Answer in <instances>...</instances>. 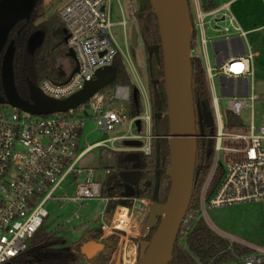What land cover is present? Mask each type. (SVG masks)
I'll use <instances>...</instances> for the list:
<instances>
[{"label": "built area", "instance_id": "obj_1", "mask_svg": "<svg viewBox=\"0 0 264 264\" xmlns=\"http://www.w3.org/2000/svg\"><path fill=\"white\" fill-rule=\"evenodd\" d=\"M231 1L205 11L197 4L194 10L193 29L198 32L203 46L206 43L203 18L214 15V21H223L220 27L214 26L218 31L217 37L208 40H220L215 51L218 63L209 65L206 55L201 58L210 100L212 132L210 135L201 132L196 137L213 139V146L208 172L199 191L197 209L204 213L205 207L255 201L264 219V121L255 126L250 115L248 124H224L216 93L217 90L220 97L227 98L226 110L231 116L239 115L247 107L251 110L252 101L256 98L250 82L253 54L244 40L246 31L228 12ZM119 13L121 19H110L109 0H69L57 10L67 35L65 45L73 51L76 70L67 78L74 67L72 61L66 81L63 82L65 78L60 81L49 78L39 80L35 85L44 95L64 98L90 80L97 68L112 64L119 49L111 28L119 25L121 34L125 30V19L120 9ZM259 28H264V24ZM242 48L243 53H240ZM192 51L191 48L190 55L196 57ZM133 81L139 96L141 94L147 100L148 95L141 82L135 76ZM107 91L98 89L72 108L44 115L29 114L0 103V264L27 248L26 242L32 239L48 216L45 204L49 201L61 200L76 205L65 220L68 222L80 220L76 208H83L84 201L98 199L101 207L92 219L98 220L97 227L101 232L110 223L111 217L108 222L103 219L108 198L100 194L103 180L110 169L103 168V177L98 179L92 169H81L76 165L95 147L106 143L111 145L121 139H139L140 135L131 127H135L137 120L148 125L150 111L146 105L142 113L129 117L124 113L122 104L128 101V86L115 83ZM87 120H91L101 132H112L115 127L124 124L126 129L123 133L109 135L80 147L81 129ZM225 126L235 128V131H224ZM142 149L145 154L149 152L147 142ZM73 174L79 178L72 177ZM213 177L217 181L212 185ZM69 180L73 183V192L66 196H55L61 184ZM132 201V209L137 210H145L149 202L143 198H133ZM131 207H125L126 211ZM131 216L132 212L129 213V220ZM190 219L191 214L188 213L182 218L181 225L185 231L190 228ZM228 242L229 246L233 243L231 239ZM241 246L247 252L235 255L232 264H264V238L261 246L245 242H241ZM135 254L136 245L133 264Z\"/></svg>", "mask_w": 264, "mask_h": 264}, {"label": "trees", "instance_id": "obj_2", "mask_svg": "<svg viewBox=\"0 0 264 264\" xmlns=\"http://www.w3.org/2000/svg\"><path fill=\"white\" fill-rule=\"evenodd\" d=\"M199 1L203 9L215 7L213 0ZM42 14V0H37L29 16L17 21L8 33V38H12L14 41L12 56L14 85L18 95L21 97L23 90L26 89V81L37 84V82L43 78H49L54 81L63 80H58L57 77L50 72L49 67L52 68L53 66L52 70H55L54 65L48 64L43 57L45 56L44 50L47 44H52V47L58 44L65 45L63 41L65 31L61 21L59 19L57 20L55 17H48L38 23H34ZM135 19L138 34L143 45H157L156 53L152 52L148 55L145 51V74L150 111L149 132L151 135V145L150 151L147 154L142 151L136 152V160L138 163L136 168L137 177L133 184L134 193L129 198L123 195V180L120 174L123 171L132 169L134 161L126 160V152H115L113 170L104 178L100 191L101 196L108 198L103 213L105 222H108L112 216L113 221L124 222V220L127 219L125 207H131L133 198H151L154 168V136L159 137L157 138L158 167L161 169V173L157 181V200L160 203L164 202L165 199V196H161L160 194V184L162 179H168L165 175V169L168 167V142L165 137L167 135V116L164 84L162 80L161 49L159 46L155 16L147 0H143V5L139 6L138 12L135 13ZM34 32H39L42 39L38 45L30 48L27 45V40ZM190 33L191 39H193L195 37V31L192 21ZM192 47L193 45L191 44V48ZM112 65L116 68L115 79L121 84L127 85L129 88L127 116L131 117L140 114L142 112V106L138 91L133 84H130V78L125 74L123 62L119 54L115 55ZM189 65L196 135H200L201 132L204 135H210L212 132V123L209 127H203L202 130L199 129L196 124L197 108H199L200 111L203 106L205 111L210 112V100L205 73L198 58L190 57ZM151 80H155L154 85L151 84ZM155 93L157 99L155 98ZM1 94L0 87V95ZM156 113H159V116H156ZM212 146L213 139L207 137L196 138L193 183L187 213L190 210L196 211L198 208L199 191L208 171ZM116 205L118 206L115 210L114 207ZM192 216L193 217L190 219V228L187 231L184 230L183 225L180 226L172 247L171 258L167 264H232L235 260V255L241 254L247 250L234 243H231L229 246L228 240L216 234L201 217L197 218L195 213ZM100 231L101 230L97 226L85 228L80 237V241L85 242L84 244L88 245V249L93 251L89 260L92 264H106V259L99 255L100 242L95 244L96 241H98ZM182 237L183 244L181 245L177 240ZM148 238L149 236L146 237V239ZM124 239V233L118 230L113 231L112 235L103 238L102 252L109 255V264H123L122 251ZM31 241L32 243L28 245L23 252L4 264H25L30 258H32L30 264H78L82 262L80 260L81 258L74 257L73 254L68 255L67 250L61 249L59 247L61 239L52 236L51 233H46L42 227L37 230ZM79 248V241L73 243V250L78 251Z\"/></svg>", "mask_w": 264, "mask_h": 264}, {"label": "rangeland", "instance_id": "obj_3", "mask_svg": "<svg viewBox=\"0 0 264 264\" xmlns=\"http://www.w3.org/2000/svg\"><path fill=\"white\" fill-rule=\"evenodd\" d=\"M68 1L69 0H42L43 14L38 17L34 21V23H38L39 21H42L48 17H55L58 20L59 17L57 15V10ZM213 1L215 6H219L221 3L227 0ZM119 4L124 14L126 37L124 34H121V27L119 25H114L111 28L113 38L119 48L118 54L122 59L125 74L128 75L129 78L132 79V81L134 80V76L137 77V79L142 83L143 89L145 90V92H147V79L145 74V46L143 45V42L138 34L137 23L135 19V13L138 12L140 4L138 0H119ZM208 9L210 8H202L201 10L205 11ZM189 10L191 21L193 24V22L195 21L194 4L192 1L190 2V0ZM228 12L235 18L240 28L246 31L244 40L249 45L250 50L253 54L251 60L252 76L250 82L252 86V92L256 95V98L252 101L251 110L249 107H247L246 109L241 110L239 115L231 116L226 110L227 98L220 97L218 91L216 90L219 110L224 124L236 125L237 122L248 124L251 115L252 123L257 126L264 121V28H259L264 24V2L263 0H232L228 6ZM109 15L112 21L121 19L116 0H109ZM214 18V15H208L203 18V33L206 38H216L218 35V31L214 28V26L220 27L223 24V21H214ZM132 26L135 27L136 31L135 45L131 44L130 42V29ZM194 31L195 41L193 39V42H191V44L193 45L192 54L195 51L199 54H203L201 44H199V35L196 30ZM64 50L65 52L67 50V47H65L64 44H58L55 47H52V44L50 43L45 46L44 50L45 56L43 57V59L48 64L54 65L55 70H52L53 66L52 68L49 67V69L50 72H52L58 80L63 79L70 65L72 64V60L65 55ZM206 53L211 60V50L209 42H207L206 44ZM56 71L58 72V74ZM132 81L130 82V84H132ZM114 83L120 82L115 79L112 83L104 86L103 90L105 92H108L107 90L110 89ZM122 104L123 111L126 114L127 101H123ZM1 106L4 108H8V106ZM202 108L203 106L201 107V109ZM199 115V108H197L196 117ZM144 128L145 123L142 120L139 123L138 131L137 126L136 128L134 127V125H132L131 127L132 131L137 132L138 135H142L141 133L144 131ZM125 129L126 125L124 124L122 127H115L112 132H101L94 127V124L91 120H87L83 123L81 129L79 139L80 147L85 146V144L96 142L97 140L103 139L109 135L123 133L125 132ZM223 130L235 131V128L229 129L227 128V126H225L223 127ZM143 137L147 138L145 140L148 144L149 150L150 139L146 134ZM111 144L112 145L105 144L91 149L78 162L76 166L81 169H92L97 178L101 179L103 177L102 169H110L113 164V153L117 149H120L123 146L131 151L145 152L142 149L144 138L141 137L139 139L132 140H116ZM146 146L147 145L145 144L144 148H146ZM126 156L129 157L130 154H126ZM72 177L79 178V176H77L76 174H73ZM216 181L217 180L214 178L212 181V185L215 184ZM168 185L169 179H162V182L160 184L161 196L166 195ZM72 192L73 183L69 180L67 183L61 184L54 195L61 197L71 194ZM143 199L147 201L149 200L147 198ZM134 203H136V201H134ZM83 204V208H76V212L80 215V220H69L68 222H66L65 220L71 215L72 210L76 206L75 204H66L61 200L49 201L45 204L48 216L43 220L41 227L46 233H51L52 236L59 237L61 239L60 247L64 249L69 248L73 243H76L78 241L81 242L80 237L85 228L97 226L98 220L96 218L92 219V217L100 209L101 201H99L98 199H90L84 201ZM131 209L132 207L126 211L127 217H129V213L132 212V219L129 220L128 218V232L109 227L108 231L112 232L118 230L123 232L126 238V243L131 242L135 246L136 240L139 239L142 222L146 216L147 208L145 210H137L138 208H133L132 210ZM194 213L197 218L201 217L202 220L209 226V228H211L216 234L229 241L231 239L235 245L241 246V242H245L253 246H261L263 243L264 219L261 208L255 201H243L225 204L213 208L205 207L204 213L199 209H197L196 211H188V214H191V218L193 217L192 215ZM118 226L119 225H116L115 228H119ZM103 236L104 232L100 231L98 241H96L95 244H98V242L102 244ZM177 241L182 245L183 237L179 238ZM26 243L28 246L32 243V241L30 240ZM84 243L85 242L80 243L79 253L82 256L81 260L84 262H88L90 260V256L92 255V251L88 249V245ZM245 252H247V250ZM31 259L32 258L28 259L25 264H30ZM108 261L109 259L108 257H106V264L108 263Z\"/></svg>", "mask_w": 264, "mask_h": 264}, {"label": "water", "instance_id": "obj_4", "mask_svg": "<svg viewBox=\"0 0 264 264\" xmlns=\"http://www.w3.org/2000/svg\"><path fill=\"white\" fill-rule=\"evenodd\" d=\"M155 16L159 46L161 49L162 80L164 84L167 135L168 167L165 175L169 179L164 202L157 200V181L160 173L158 167V136H155L153 187L151 198L147 205V213L143 221L142 235L153 228L146 242H141L134 264H167L171 258L172 247L180 229L191 198L193 170L196 150L195 115L191 95L190 50H191V17L187 0H147ZM140 6L143 0H138ZM28 0H0V47L9 29L20 19L29 16L32 9H27ZM221 19V18H219ZM67 35H64L65 42ZM39 32L29 36L27 45L35 47L41 41ZM220 40L209 42L210 50L216 51ZM130 42L136 44V31L130 29ZM13 39H10L0 59V103H6L33 115H44L57 111H65L86 100L98 89L115 80V66L107 65L97 68L90 80L83 86L64 98H52L44 95L30 81H26V98L18 95L12 71ZM148 55L156 53L157 45L145 46ZM240 53H243V48ZM65 55L74 62V67L68 74L76 70L74 54L67 48ZM67 78L63 80L66 81ZM155 80H151L154 85ZM157 99L156 93L154 94ZM196 124L202 130L211 124L210 112L200 109ZM159 116V113H156ZM133 155V154H132ZM136 162L132 169L121 172L123 180V195L129 198L133 195V184L136 181L138 166Z\"/></svg>", "mask_w": 264, "mask_h": 264}, {"label": "flooded vegetation", "instance_id": "obj_5", "mask_svg": "<svg viewBox=\"0 0 264 264\" xmlns=\"http://www.w3.org/2000/svg\"><path fill=\"white\" fill-rule=\"evenodd\" d=\"M36 2H37V0H28V7H27V9H33V7L35 6V4H36ZM32 11V10H31ZM13 27V26H12ZM11 27V28H12ZM10 28V29H11ZM10 29H9V31H10ZM9 31L7 32V35H6V37H5V40H4V42H3V44H2V46L0 47V59H1V55H2V53H3V51H4V49H5V46L7 45V42L10 40V39H12V38H8V33H9ZM124 35H125V37H126V33H125V30H124ZM14 42V41H13ZM23 94H22V97H24V98H26V96H27V91H26V89L25 90H23V92H22ZM197 126V125H196ZM150 127V126H149ZM196 132V131H195ZM151 136V135H150ZM154 138H155V136H154ZM159 138V137H158ZM150 140V144H149V151H150V145H151V137L149 138ZM154 169V168H153ZM160 169V168H159ZM160 173H161V169H160ZM159 173V174H160ZM116 209H117V207H116ZM115 209V210H116ZM114 215V214H113ZM111 221L113 222V223H115V225H119L118 227L119 228H113V227H111V228H113V229H119V230H122V231H125V232H128V229H127V227H126V224H125V222H121V221H119V222H115V221H113V216H112V218H111V220H110V223L108 224V226L111 224ZM144 221V220H143ZM142 227H143V222H142V226H141V231H140V234H139V239H137L136 240V254H137V252H138V250H139V247H140V243L141 242H146L148 239H146V237H148L149 235H150V233L152 232V230H153V228H150L149 229V231H148V233L146 234V235H142ZM108 229V228H107ZM85 230V229H84ZM84 230H83V232H84ZM113 234V231L112 232H109L108 230L106 231V232H104V236H103V238H105L106 236H110V235H112ZM103 241V240H102ZM81 243V242H80ZM125 244H127L126 243V238L124 239V244H123V251H124V246H125ZM133 244V243H132ZM134 245V244H133ZM60 247V246H59ZM61 249H63V250H67L68 251V255L69 254H73L74 255V257H79V258H81L82 256H81V254L79 253V249H78V251H76V250H73V244H71V246L69 247V248H67V249H64V248H62V247H60ZM123 251H122V259H123ZM99 255L100 256H102V257H104L105 259H106V257H108V259H109V255L108 254H106V253H104V252H102V248L99 250ZM81 260V259H80ZM82 261V260H81ZM73 264H76V263H73ZM78 264H92V263H90L89 261L88 262H84V261H82V262H79ZM107 264H109V261H108V263Z\"/></svg>", "mask_w": 264, "mask_h": 264}, {"label": "crops", "instance_id": "obj_6", "mask_svg": "<svg viewBox=\"0 0 264 264\" xmlns=\"http://www.w3.org/2000/svg\"><path fill=\"white\" fill-rule=\"evenodd\" d=\"M188 1V6H189V0H187ZM193 2V4H194V10H195V6H197V4H199L200 5V7H201V4H200V1L199 0H190V2ZM116 2H117V4L118 5H120L119 4V0H116ZM118 9H120L121 11H122V14H123V10H122V8H121V6H119L118 7ZM201 9H202V7H201ZM124 15V14H123ZM198 33V32H197ZM203 36H204V33H203ZM204 38L206 39V43H205V45L203 46L202 45V43H201V41H200V38H199V44H201V48H202V50H203V54H199L198 52H196L195 50V52H194V54L196 55V58H198L199 59V61H200V63H201V65H202V68H203V70H204V66H203V63H202V57L204 56V55H206V58H207V62H208V64L209 65H213V64H216V63H218V59H217V54H216V52L214 51V50H211V60L209 59V57H208V55H207V53H206V44H207V42H208V40H210V39H212V38H206L205 36H204ZM194 39V41H195V37L193 38ZM193 39H191L192 41L191 42H193ZM217 48V47H216ZM68 72V71H67ZM204 73H205V71H204ZM66 75H67V73L65 74V77H66ZM64 77V78H65ZM206 77V76H205ZM63 78V79H64ZM132 81V79H130V82ZM134 83V81H132V84ZM142 84V83H141ZM139 98H140V101H141V106H142V111L144 110V108H145V106L147 105L148 107H149V103H148V99L147 100H145L144 99V96L143 95H141L140 94V96H139ZM142 113V112H141ZM140 121L141 120H137V123L135 124V128H136V126H137V131L139 130V123H140ZM149 126H150V122H149V124L148 125H145V128H144V131L141 133L142 135H140V137L141 138H144V143H146V140H145V137H143V136H145V134L146 135H150V133H149ZM109 144V143H108ZM107 143H106V145H108ZM137 144V143H136ZM110 145V144H109ZM112 145V144H111ZM111 149H113V148H111ZM128 148H126V147H123L122 146V148H120V149H117L116 151H123V152H126V154H130V156L133 154L134 155V153H136L137 151H131V150H129ZM115 151V152H116ZM89 152V151H88ZM115 152L113 153V162H114V154H115ZM86 155V154H85ZM133 155H132V157H133ZM125 157H126V160H127V156L125 155ZM128 160H130V161H134V162H136L135 161V159H128ZM113 164H112V166L110 167V171L111 170H113ZM124 222H125V224H126V227H127V229L129 230V228H128V226H129V220H128V217H127V219L126 220H124ZM112 224H115V223H113L112 221H111V227H112ZM91 227H93V226H91ZM102 248V244L100 243V249ZM93 252V251H92Z\"/></svg>", "mask_w": 264, "mask_h": 264}, {"label": "bare ground", "instance_id": "obj_7", "mask_svg": "<svg viewBox=\"0 0 264 264\" xmlns=\"http://www.w3.org/2000/svg\"><path fill=\"white\" fill-rule=\"evenodd\" d=\"M145 119H147L146 115H145ZM115 226H116L115 224H112L113 228H115ZM108 227L111 228V224L105 227L104 232H106L109 229ZM134 253H135V246L131 242L125 244L123 251V264H133Z\"/></svg>", "mask_w": 264, "mask_h": 264}]
</instances>
